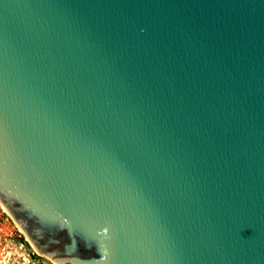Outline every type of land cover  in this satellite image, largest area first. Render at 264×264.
Instances as JSON below:
<instances>
[{
  "label": "water",
  "instance_id": "water-1",
  "mask_svg": "<svg viewBox=\"0 0 264 264\" xmlns=\"http://www.w3.org/2000/svg\"><path fill=\"white\" fill-rule=\"evenodd\" d=\"M0 201L58 264H264V0H0Z\"/></svg>",
  "mask_w": 264,
  "mask_h": 264
},
{
  "label": "built area",
  "instance_id": "built-area-1",
  "mask_svg": "<svg viewBox=\"0 0 264 264\" xmlns=\"http://www.w3.org/2000/svg\"><path fill=\"white\" fill-rule=\"evenodd\" d=\"M36 255L26 234L0 201V264H18Z\"/></svg>",
  "mask_w": 264,
  "mask_h": 264
},
{
  "label": "rangeland",
  "instance_id": "rangeland-1",
  "mask_svg": "<svg viewBox=\"0 0 264 264\" xmlns=\"http://www.w3.org/2000/svg\"><path fill=\"white\" fill-rule=\"evenodd\" d=\"M18 264H55V263L53 262V260L47 258L46 256L39 254L29 258V260L26 261L21 260Z\"/></svg>",
  "mask_w": 264,
  "mask_h": 264
},
{
  "label": "bare ground",
  "instance_id": "bare-ground-1",
  "mask_svg": "<svg viewBox=\"0 0 264 264\" xmlns=\"http://www.w3.org/2000/svg\"><path fill=\"white\" fill-rule=\"evenodd\" d=\"M28 238V237H27ZM29 239V238H28ZM29 241H30V239H29ZM30 243H31V245L33 246V248H34V250L38 253V254H40V255H43L41 252H40V250L35 246V244L33 243V242H31L30 241ZM55 264H58V263H56L55 261H53Z\"/></svg>",
  "mask_w": 264,
  "mask_h": 264
}]
</instances>
